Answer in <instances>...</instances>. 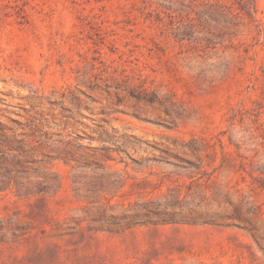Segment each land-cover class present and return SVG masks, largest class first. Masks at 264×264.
Masks as SVG:
<instances>
[{
	"label": "rangeland",
	"instance_id": "rangeland-1",
	"mask_svg": "<svg viewBox=\"0 0 264 264\" xmlns=\"http://www.w3.org/2000/svg\"><path fill=\"white\" fill-rule=\"evenodd\" d=\"M0 264H264V0H0Z\"/></svg>",
	"mask_w": 264,
	"mask_h": 264
},
{
	"label": "bare ground",
	"instance_id": "bare-ground-1",
	"mask_svg": "<svg viewBox=\"0 0 264 264\" xmlns=\"http://www.w3.org/2000/svg\"><path fill=\"white\" fill-rule=\"evenodd\" d=\"M10 80H11V82L14 84V85H20V86H22L21 88H20V90H21V95L22 96H27V97H29V102H32L31 104L32 105H34L35 103H37V98L36 99H32V97L33 96H35L33 93H35V92H31V91H29V87L30 86H35V87H37V85H38V78H39V76L37 75V74H35V75H32V74H29V73H27V74H24V76L22 77V78H20V77H17V76H15V75H12V74H10ZM38 91V90H37ZM44 91V90H43ZM68 92V91H67ZM51 94V93H50ZM63 94V93H62ZM65 94V93H64ZM58 95V94H57ZM68 95V94H67ZM50 96V95H49ZM54 97V96H53ZM65 97H66V95H65ZM50 98V97H49ZM43 101V102H46L47 100H46V98L43 100V99H40V101ZM54 100L55 101H58V97H54ZM63 100V99H62ZM114 100V99H113ZM17 101H19V102H24V101H22V100H17ZM39 101V102H40ZM64 103L62 104V105H49V104H47V102L46 103H44V105H42L44 108H46L45 109V111H48V109H50V108H54L55 109V111L58 113V114H62L59 118H61L62 119V116L64 115V114H66L67 112H66V110H64V107L66 106V105H71V100L67 97L66 99H64ZM27 102H28V100H27ZM30 106V108L29 109H31V105H29ZM64 106V107H63ZM71 106H73V105H71ZM6 107H8V106H6ZM42 110V109H41ZM73 110V109H72ZM30 111H32V110H30ZM29 111V112H30ZM51 111V110H50ZM29 112L27 111V110H25V111H23L22 113L24 114V115H28L29 114ZM73 112V111H72ZM33 113V112H32ZM31 113V114H32ZM45 113V112H44ZM35 114H36V112H35ZM39 114H40V112H39ZM47 114V113H46ZM56 115V114H55ZM69 115V114H68ZM32 116V115H31ZM54 116V115H53ZM37 117H39V116H37ZM52 117V116H51ZM35 118V117H34ZM49 118V117H48ZM24 120H25V117L23 118ZM32 119V118H31ZM42 119H43V117H42ZM47 119V118H46ZM60 120V119H59ZM31 121V120H30ZM64 121V120H63ZM26 122H28V121H26ZM73 122V121H72ZM34 123V122H33ZM68 123V122H67ZM63 124V123H62ZM32 125V124H31ZM60 125V124H59ZM70 125V124H69ZM63 126V125H62ZM61 127V126H60ZM59 128V127H58ZM72 128V127H71ZM70 128V129H71ZM55 130V129H54ZM54 130H51V131H54ZM56 130H58V129H56ZM69 131V130H68ZM50 132V131H49ZM29 133V132H28ZM56 133V132H55ZM66 137V136H65ZM68 137V136H67ZM28 139V138H27ZM39 145V144H38ZM42 145V144H41ZM45 154V153H44ZM55 157V156H54ZM93 160V159H92ZM29 161V160H28ZM51 162V161H50ZM44 164V163H43Z\"/></svg>",
	"mask_w": 264,
	"mask_h": 264
}]
</instances>
